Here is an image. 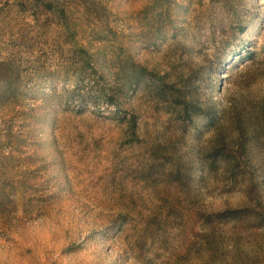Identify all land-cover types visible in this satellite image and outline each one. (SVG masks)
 Wrapping results in <instances>:
<instances>
[{
  "label": "rangeland",
  "instance_id": "rangeland-1",
  "mask_svg": "<svg viewBox=\"0 0 264 264\" xmlns=\"http://www.w3.org/2000/svg\"><path fill=\"white\" fill-rule=\"evenodd\" d=\"M0 264H264V0H0Z\"/></svg>",
  "mask_w": 264,
  "mask_h": 264
},
{
  "label": "trees",
  "instance_id": "trees-1",
  "mask_svg": "<svg viewBox=\"0 0 264 264\" xmlns=\"http://www.w3.org/2000/svg\"><path fill=\"white\" fill-rule=\"evenodd\" d=\"M133 74H136L135 72H133ZM135 75H133V77H134Z\"/></svg>",
  "mask_w": 264,
  "mask_h": 264
}]
</instances>
